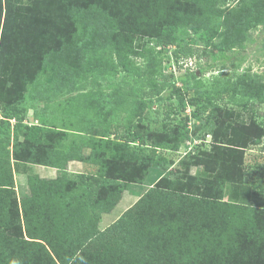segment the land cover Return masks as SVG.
<instances>
[{
    "label": "rangeland",
    "instance_id": "rangeland-1",
    "mask_svg": "<svg viewBox=\"0 0 264 264\" xmlns=\"http://www.w3.org/2000/svg\"><path fill=\"white\" fill-rule=\"evenodd\" d=\"M239 1L227 0L229 9L241 2H248L246 8L254 6L249 0ZM226 6L209 8L206 17L196 20L181 17L175 35L182 39L181 45H191L195 53L179 63L172 55L174 45L156 46L155 37L132 33V23H124L114 32L92 26L90 22L100 18L97 6L93 10L97 16L85 18L86 29L78 26L73 41L61 49L53 50L50 43L39 48L44 51L40 64L32 65L30 55L21 54V49L18 57L9 53L4 60L1 58L0 67L7 72L5 78H0V90L12 85L15 69L6 68L9 59L18 60L22 88L16 105L24 109L26 129L33 127L35 131L27 143V130L19 129L15 142V122L11 119L9 134L3 138L4 143L9 140L4 148L10 152L13 145L22 143L18 147L19 160H10L17 195L27 196L30 182L36 178L54 180L59 176L56 171L54 178L43 177L35 170L38 165L20 161L27 157L32 161V151L34 155L46 152L49 161L62 165L59 181L64 183L63 196L69 195L80 209L87 233L106 232L152 188L170 193L167 199L173 201L171 194L187 190L198 198L199 190L203 192L216 183L222 185V201L243 207L249 215L247 220L257 228L253 234L256 249L250 250L245 236L238 251L240 258L232 253L226 262L260 264L264 259V136L250 141V147L243 150L242 163L233 164L229 155L233 158L241 152V135L248 133L252 119L264 127V100L252 96L259 90L264 94V18L256 26L243 28L238 43L226 45L222 35L232 25V18L226 13L217 15L221 8L228 11ZM107 8V17L117 12L116 4ZM116 39L122 41L117 47ZM116 51L127 55V70L119 66ZM226 85L234 86L236 92L234 96L230 92L219 94L222 99L213 101L214 115L207 123L203 122L208 110L193 116V108L184 103L180 117L188 118L186 127L192 137H175L172 145L160 150L152 161L148 160V148L131 155L118 146L123 140L120 137L135 126L164 133L166 124L154 110L161 113L162 104L169 100L177 106L174 95L178 90L190 98L199 96V86L214 94ZM18 86L17 82L13 87ZM149 91L151 96L145 94ZM5 103L0 97V104ZM0 115L4 119L1 107ZM115 126L125 132L115 133ZM203 134L204 139L200 138ZM38 139L41 144L36 145ZM200 143L201 147L194 150ZM236 167L244 175L239 173L236 180H231L230 172ZM90 173L102 178L97 203L88 202L84 183L76 185L81 176ZM157 202L155 199L148 204V210L158 208Z\"/></svg>",
    "mask_w": 264,
    "mask_h": 264
},
{
    "label": "trees",
    "instance_id": "trees-1",
    "mask_svg": "<svg viewBox=\"0 0 264 264\" xmlns=\"http://www.w3.org/2000/svg\"><path fill=\"white\" fill-rule=\"evenodd\" d=\"M249 1L254 5L251 8L245 7L248 2H241L229 9L227 0H0V59L4 60L9 53H16L18 57L21 49V54L30 55L32 65L40 64L44 51L39 48L50 43L53 50L61 49L66 42L73 41L78 26L86 29L88 23L85 18L96 15L93 10H97L94 9L97 6L96 13L101 19L91 21L92 26H104L114 32L123 28L124 23H132V33L155 37L156 46L174 45L172 55L175 63H179L195 53L191 45H181L182 39L175 35L181 17L196 20L206 17L209 8L219 4L225 8L227 5L228 11L220 7L217 14L226 13L227 18H232V25L227 27L222 40L226 45L235 44L242 39L243 28L256 26L264 18V0ZM163 2L165 4L161 5ZM113 4H116L117 12L107 17L110 13L107 7ZM121 43L120 39H116L114 46ZM116 55L119 66L127 70V55L121 51H116ZM9 60L6 68L15 69L12 72L14 77L10 76L14 78H11L12 85L18 82L19 86L15 89L8 82L7 85L11 86L0 90V97L6 100L5 105L0 104L4 117L0 120V264H240L226 262V259L232 258V253L240 258L238 251L242 238L247 236L249 241L246 240V244L250 245V250L256 249L258 244L253 235L256 226L253 227L247 220L249 215L243 207L222 201L223 188L216 183L203 192L199 190L201 201L199 197L190 196L187 190L171 194L174 200H168L170 193L152 188L134 209L106 232L87 233L85 222L80 218V209L72 203V199L69 200V195L63 196L64 183L59 181L62 165L49 161L46 152L34 155L32 151V161L28 157L20 161L53 166L59 176L54 180H32L29 194L19 197L10 160H19L18 147H22V143L13 145L10 152L4 148L9 146V140L4 143L3 138L9 134L11 119L15 122V142L19 129L27 130L24 133L27 143L35 131L33 127L26 129L23 124L24 109L16 105L21 96V70L17 68L18 60ZM5 70V67H0V78L6 77ZM199 87V96L188 98L185 92L178 90L174 95L177 106L169 100L162 104L161 113L159 109L154 110L166 124L164 133H157L147 126H135L120 137L123 140L118 146L131 155L148 148V160L152 161L160 150L172 145L175 137L187 139L189 134L192 137L186 127L188 118L180 117L184 103L193 108V116L204 115L208 110L203 122L207 123L214 115L213 101L222 99L219 94L230 92L234 96L236 92L234 86L230 88L226 85L214 95L212 91ZM262 93L259 90L252 96L263 101ZM145 94L151 96L152 91ZM251 128L255 131L250 132ZM119 130L125 132L118 126L114 127L115 133ZM241 136L244 139L241 152L236 153L237 157L229 155L233 164L236 161L242 163L243 150L250 147V141L252 143L255 138L264 136V127L252 119L248 133ZM200 138L204 139L205 134ZM39 144L40 139L36 141V145ZM200 147L201 143L194 150ZM239 173L244 175L239 167L234 168L230 179L236 180ZM83 183L89 194L88 202L97 203L101 199L102 178L90 173L81 176L76 185ZM155 199L158 208L148 210V204H153ZM260 264H264V259Z\"/></svg>",
    "mask_w": 264,
    "mask_h": 264
},
{
    "label": "crops",
    "instance_id": "crops-1",
    "mask_svg": "<svg viewBox=\"0 0 264 264\" xmlns=\"http://www.w3.org/2000/svg\"><path fill=\"white\" fill-rule=\"evenodd\" d=\"M35 170H37L38 174L42 175L43 177L44 175H46V176H50V178H54V174L57 171L55 168H49L44 166H39Z\"/></svg>",
    "mask_w": 264,
    "mask_h": 264
},
{
    "label": "built area",
    "instance_id": "built-area-1",
    "mask_svg": "<svg viewBox=\"0 0 264 264\" xmlns=\"http://www.w3.org/2000/svg\"><path fill=\"white\" fill-rule=\"evenodd\" d=\"M1 116V115H0ZM1 119V118H0Z\"/></svg>",
    "mask_w": 264,
    "mask_h": 264
}]
</instances>
